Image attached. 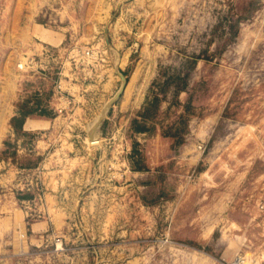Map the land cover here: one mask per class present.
Here are the masks:
<instances>
[{
  "label": "rangeland",
  "instance_id": "374dc122",
  "mask_svg": "<svg viewBox=\"0 0 264 264\" xmlns=\"http://www.w3.org/2000/svg\"><path fill=\"white\" fill-rule=\"evenodd\" d=\"M0 264H264V0H0Z\"/></svg>",
  "mask_w": 264,
  "mask_h": 264
},
{
  "label": "built area",
  "instance_id": "2783aa9c",
  "mask_svg": "<svg viewBox=\"0 0 264 264\" xmlns=\"http://www.w3.org/2000/svg\"><path fill=\"white\" fill-rule=\"evenodd\" d=\"M72 60L74 61V64L76 67H81L82 69H86L90 63H88L87 59L93 57V50L92 49H73L71 51ZM45 59H41L40 61L36 60V58H32L28 61L29 65L27 63L20 64L21 69L28 70L29 68H32L31 66H35V69L40 70V72L43 74L44 72H48L53 69V66L51 65V60H55L58 56L57 52H51V51H45L43 53ZM51 59V60H50ZM25 65H28L25 66ZM56 93L54 94L53 98L51 99L50 103L55 106V108L59 112H63L64 108L63 102L69 101L65 97V89L63 88V84L61 81H58L55 85Z\"/></svg>",
  "mask_w": 264,
  "mask_h": 264
},
{
  "label": "trees",
  "instance_id": "16d2710c",
  "mask_svg": "<svg viewBox=\"0 0 264 264\" xmlns=\"http://www.w3.org/2000/svg\"><path fill=\"white\" fill-rule=\"evenodd\" d=\"M45 95L48 96L49 93H46V91L42 88L33 91V95L27 100V104L31 103V105L29 107L30 109H28L26 113H46L47 110L46 107L43 106L42 101V98H44Z\"/></svg>",
  "mask_w": 264,
  "mask_h": 264
},
{
  "label": "crops",
  "instance_id": "0c3cea01",
  "mask_svg": "<svg viewBox=\"0 0 264 264\" xmlns=\"http://www.w3.org/2000/svg\"><path fill=\"white\" fill-rule=\"evenodd\" d=\"M70 76V75H69ZM59 81H61L62 82V84H63V88L67 91V94H72V95H74V91H75V89H74V83L71 81V79H61V80H59ZM57 83V82H56ZM83 86H84V84H83ZM83 86H82V89H81V91H80V93L81 94H83V92H82V90H84L83 89ZM81 88V87H80ZM54 90H55V88H54ZM84 95V94H83ZM86 95V94H85ZM80 98H82L83 99V97H85V96H79ZM51 101V100H50ZM75 101H78L77 99L75 100ZM97 104H99V101L98 102H94V105L96 106ZM16 114V112H14L13 114H12V116H14ZM29 119L30 118H28L27 120H26V122H25V124H24V129H26V130H34V129H39V128H44L43 126H45V124L46 123H48V122H51V120H47V119H37V120H39L41 123V125H39V126H36V127H29L28 125H27V123H28V121H29Z\"/></svg>",
  "mask_w": 264,
  "mask_h": 264
},
{
  "label": "water",
  "instance_id": "95a60500",
  "mask_svg": "<svg viewBox=\"0 0 264 264\" xmlns=\"http://www.w3.org/2000/svg\"><path fill=\"white\" fill-rule=\"evenodd\" d=\"M97 121L99 122L100 120H97ZM98 122H97V123H98ZM97 123L93 122V124H92V125H93L92 128H95V126L97 125ZM99 123H100V122H99ZM95 124H96V125H95ZM95 137H97V136H95Z\"/></svg>",
  "mask_w": 264,
  "mask_h": 264
},
{
  "label": "bare ground",
  "instance_id": "6f19581e",
  "mask_svg": "<svg viewBox=\"0 0 264 264\" xmlns=\"http://www.w3.org/2000/svg\"><path fill=\"white\" fill-rule=\"evenodd\" d=\"M95 142V141H94ZM96 142H98V141H96Z\"/></svg>",
  "mask_w": 264,
  "mask_h": 264
}]
</instances>
